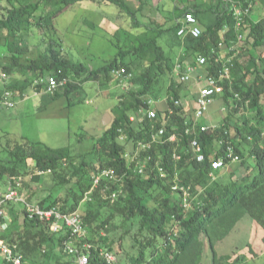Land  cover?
Returning a JSON list of instances; mask_svg holds the SVG:
<instances>
[{"label":"trees","instance_id":"trees-1","mask_svg":"<svg viewBox=\"0 0 264 264\" xmlns=\"http://www.w3.org/2000/svg\"><path fill=\"white\" fill-rule=\"evenodd\" d=\"M81 1L84 0H12L8 14L0 18V39L6 38L8 50V59L0 57V64L11 75L31 72L38 77L56 74L60 79H71L72 74L85 73L84 82L113 78V68L126 67L133 74L129 93L135 101L130 105L122 101L114 109L113 121L90 153H75L70 145L53 148L27 137L9 138L7 145L0 150V191L14 177L23 178L24 188L29 186V181L39 182L41 173H49L64 186L67 194L56 196L51 201L44 199L39 204L55 206L63 212L79 210L86 194L91 193L99 207L82 214L91 234L76 242H80L78 246L86 242L93 244L89 264H106L101 251H112V245L105 244L100 233L107 229L116 214L132 221L126 235L132 233L137 253L131 256L130 264H201L205 240L209 243L213 264H236L243 257L220 255L218 243L229 236L245 216L264 228V53L258 58L252 54V48L264 46V18L256 20L245 16L238 31L230 0H217L216 4L196 2L190 7H179L175 11L177 21L165 29L161 24L156 27L142 25L137 16L142 5L136 6L132 0H98L118 6L121 14L131 18L134 28H143L138 34L124 28L116 30L111 40L118 46V52L112 60L90 69L86 64L64 56L51 45L37 58L24 62L21 57L28 48L20 45V39L30 35L34 27L41 30L54 27L60 14ZM186 12H193L199 18L204 27L202 36L182 39L177 35L179 19ZM168 34L170 44L184 47L182 61L190 60L196 64L198 56H206L207 70L212 76H218L224 66V62L219 60L220 44L230 47V41H237L239 34H243V40L231 64V79L222 82L224 92L220 98L227 110L223 125L217 124L215 129L198 135L206 160L198 162L190 150L189 141L193 135L184 136L182 142L158 144L151 150L154 160L149 165L157 160L163 162L169 177H161L151 166L144 173L135 171L124 153L131 143L146 135L152 123L158 127L165 126L169 134L173 127L182 129L186 119L184 105L178 107L171 99V96L183 98L184 93L183 84L174 76L177 59L160 43V39ZM116 40L121 44L118 42V45ZM233 53L235 51L230 52ZM166 77L169 80L167 87L164 84ZM78 88L70 80L52 97L55 100L69 97ZM167 97L168 104L157 111L158 117L154 120L144 113L139 114L149 99ZM243 110L246 113H242ZM132 115L137 117L135 122L130 120ZM121 136L125 137L124 142ZM228 145L235 148L241 160L230 163L233 167L226 180L218 174L219 171L214 176L210 173L211 162L223 156ZM175 154L181 157L178 159ZM110 166L125 174L124 192L115 202L104 198L112 194V190H103L104 183L92 189L98 171ZM66 169H70V173L64 171ZM177 175L182 183L191 186L189 207L184 206L182 193L173 190ZM28 176H31L30 180ZM107 205L110 211L103 214L102 210ZM6 206L10 227L17 219L22 220L19 229L14 234L11 232L9 239L6 234L3 237L11 243H18L25 256L45 251L49 242H57V247L64 249L70 237L66 227L55 233L50 223L30 219L24 206L14 202ZM72 262L68 260L62 264Z\"/></svg>","mask_w":264,"mask_h":264},{"label":"rangeland","instance_id":"rangeland-1","mask_svg":"<svg viewBox=\"0 0 264 264\" xmlns=\"http://www.w3.org/2000/svg\"><path fill=\"white\" fill-rule=\"evenodd\" d=\"M132 1L136 6L142 5L141 10L137 14L142 25L156 27L161 24L166 29L177 21L176 8H182L188 1L190 3L195 0ZM201 1L207 4L217 3V0ZM12 5V0H0V18L8 14V9ZM251 16L256 20L264 18L263 0L254 3ZM54 25V27L51 26L47 30L34 27L30 35L20 39V45L28 48L21 57L24 62L37 58L39 54L41 55L44 51L49 50L50 46L53 45L55 50L61 51L64 56L70 57L75 62L84 63L90 69H96L112 60L117 54L118 46L111 39H114V34L118 28L127 29L134 34L140 33L143 29L134 28L131 18L126 14H121L118 6L105 4L98 0H84L74 4L70 9L55 19ZM169 38V34L164 36L160 39V43L166 48L167 52H173L175 59H181V56L185 54L184 47L173 46L169 43ZM230 42V47H226L223 43L221 46L222 49L219 52V60L224 63L231 57L230 48L232 46L240 47L242 44V41L238 40H232ZM119 44L121 43L119 42ZM7 51L6 38L1 37L0 57L2 59H8ZM263 53L264 46L252 48V54L256 58ZM85 75V73L79 75L72 74L71 81L78 85L79 88L73 91L71 96H62L61 99H57L51 105L42 108L28 106L25 110H20V106H17L13 109L2 110L0 112V150L7 145L9 138L27 137L34 142L41 141L53 148L70 145L75 150V153L92 152L97 140L113 121L114 115L116 114L114 109L120 106L122 101L125 105H130L135 100L131 93H129L131 86L125 87L114 77L110 79L102 77L99 80H87L84 82ZM165 79L164 84L167 87L169 80L168 77ZM198 81L195 79L183 85V99L190 103L191 107L189 106V109H192V97L198 92L200 85ZM29 104L31 103L29 102ZM242 113H246V111L243 110ZM106 114H110V117L108 122L104 123ZM139 114L141 115L143 112ZM226 115L227 110L224 106V101L219 97L211 106L206 119L213 124L223 125ZM76 162L78 163L79 161ZM232 167V164H228L218 174L223 175L222 177L228 180V174L231 172ZM64 171L70 173V169ZM41 175L39 182L34 180L29 181L31 176H28L30 184L24 187L33 189L36 196L35 199L38 203L44 199L51 201L56 196H65L67 194L64 186L58 184L52 174L41 173ZM22 189L23 186L21 187ZM91 195V193H87L80 203L79 210L82 214H85L89 210H96L99 207L98 202L95 199L93 200ZM119 195L111 194L104 198L115 202ZM109 211L110 208L107 205L102 210V213H109ZM21 220L17 219V221L13 222L11 228L13 229L12 234H14L16 229H19ZM131 223V220H125L122 216L116 214L107 229L101 230L100 234L104 243L112 245V252L117 258L116 264H130L131 256L137 253V248L133 245L132 233L128 232L126 235V231H130L132 227ZM260 227L264 230L251 217L245 216L230 235L218 243V253L226 254L239 250L242 256L248 254L249 257L251 255L252 258L249 259V257L246 260L247 264H264V239H262ZM87 232V234H91L90 231ZM10 236H7V238L9 239ZM249 242L250 245L247 246ZM86 243L92 244L91 242ZM77 244L80 245V242ZM83 245L84 243L81 246ZM204 250L203 264H209L210 261L208 259L210 260L211 258V250L206 240ZM57 252L59 254V264L67 262L68 260H74L65 251V247L64 249L58 248ZM50 253L51 248L47 246L45 251L29 257L30 259L28 258L25 264L45 263L44 259ZM149 254L148 257L150 258L151 256Z\"/></svg>","mask_w":264,"mask_h":264},{"label":"built area","instance_id":"built-area-1","mask_svg":"<svg viewBox=\"0 0 264 264\" xmlns=\"http://www.w3.org/2000/svg\"><path fill=\"white\" fill-rule=\"evenodd\" d=\"M262 0H230L231 10L234 17L237 20V27L240 30V26L244 22L245 16H251L254 8V3ZM264 1V0H263ZM179 28L177 35L182 39L189 36L198 38L203 35L204 28L199 18L193 12H186L179 19ZM243 40V34L238 35V41ZM223 44H220V47ZM238 48L232 46L230 51L235 53L230 54V58L224 63L223 69L218 76H212L207 70L208 58L204 55L198 56L196 64L190 61H182L177 59L174 74L177 80L181 84L185 85L199 80V88L197 94L192 98V109L189 102H186L183 98L171 99L176 106L184 105L186 119L183 121L182 129L178 126L173 127V130L168 133V129L165 126L158 127L155 123L151 124V127L146 131V135L138 139L135 143H131L124 153V156L129 160L130 165H134V170L139 173H144L150 168L152 170H158L161 177H169V173L160 160H157L153 165H149L153 162L154 156L151 154V150L158 144L166 143L167 141L182 142L184 136H192L189 141V148L192 151L194 157L198 162H204L206 155L203 150V145L198 137L199 133L207 132L216 128V124L209 123L206 118L209 114L211 106L215 103L217 98L224 92L223 81L231 79L232 62L235 56L238 54ZM185 55V54H184ZM112 75L117 81L125 87L131 86L130 81L133 76L126 67H115L112 69ZM71 79H60L56 74H49L46 78L38 81L36 84H43L44 90L48 94L56 93L60 88L64 87ZM10 74L0 64V112L4 109H12L16 106V93L10 87ZM168 104V97L160 100L149 99L148 105L143 107V112L150 120H154L158 117L157 111ZM171 109V108H170ZM191 110V111H190ZM173 111V110H171ZM132 122L137 120L135 115L130 117ZM180 129V130H179ZM122 131V130H121ZM168 135V136H167ZM121 140L124 142L126 139L121 136ZM174 157L180 158L179 154H175ZM241 160L240 154H238L232 145H228L225 154L221 157L214 159L211 162L212 172L210 175L214 176L216 171H220L227 167L230 163H235ZM125 174L118 171L114 166L105 167L98 171V174L94 177L93 187L95 189L104 183V191H111L112 195L122 194L124 192ZM23 183L22 177H14L9 180L5 191H0V256H4L9 264H25V254L21 250L18 243H11L3 238L4 231L8 228L7 220L9 219V213L7 204L14 202L24 206L27 216L30 219H36L45 221L51 224V230L55 233L66 227L70 231V237L65 242V251L74 257L72 264H89V252L92 248V244L84 243L83 246H78L77 241L86 239L87 226L84 217L80 210L72 212H63L59 208L43 207L39 203L31 202L21 191ZM173 190L179 191L183 195V204L185 207L191 205L190 198L192 197L191 186L181 182V179L175 178L173 184ZM102 256L104 257L106 264H116L117 258L109 249H103Z\"/></svg>","mask_w":264,"mask_h":264},{"label":"crops","instance_id":"crops-1","mask_svg":"<svg viewBox=\"0 0 264 264\" xmlns=\"http://www.w3.org/2000/svg\"><path fill=\"white\" fill-rule=\"evenodd\" d=\"M196 2H202L201 0H195L193 2L188 1L187 4L183 5L182 8L185 7H190L192 6L194 3ZM203 3V2H202ZM178 9V7L175 9V11ZM253 13V12H252ZM255 13V11H254ZM253 17V16H252ZM177 20V19H176ZM185 52V51H184ZM74 61V60H73ZM190 61V60H188ZM75 62V61H74ZM80 63V62H78ZM95 69V68H94ZM74 75V74H73ZM78 75V74H76ZM47 76L44 77H38L35 76L33 73L31 72H25V73H17V74H10V87L15 91L16 93V106H20V110L21 109H27L28 106H33V107H38V108H42L44 106L47 105H51L52 103H55L57 101V99H53L52 95L53 94H48L45 92L44 90V85L43 84H36L38 81L46 78ZM62 98V97H61ZM59 98V99H61ZM29 102L32 104H29ZM14 107V108H15ZM13 109V108H12ZM41 142V141H40ZM7 188V186L4 187V189H2V191H5ZM33 188V187H32ZM22 193L33 203H38L35 199V192L33 191V189H28V188H23ZM19 207V206H18ZM17 207V208H18ZM9 213V212H8ZM256 222V221H255ZM10 223H11V219L9 216V219L7 220V225L8 228L4 231V234H6L7 236L10 235V233L12 232V226L10 227ZM237 227V226H236ZM261 228V227H260ZM9 229V230H8ZM11 230V231H10ZM260 230V229H259ZM8 231V232H7ZM262 232V239H264V230L261 228ZM259 232V233H260ZM3 234V235H4ZM4 238V237H3ZM6 241H9L7 238H4ZM57 241V240H56ZM57 243V242H56ZM54 242H49L47 243V246H49L51 248V253L49 255H47V257H45L44 261L45 263L42 264H57L59 261V254H58V247L57 244ZM250 245V242L247 244V246ZM218 246V245H217ZM263 248V247H262ZM258 252V251H257ZM36 253L39 252H35L33 254H31V256H25V262L28 261L29 257L35 256L37 255ZM247 253V252H246ZM205 254V253H204ZM253 254V253H252ZM259 254V252H258ZM222 256L225 255H232L234 258L236 257H241V252L238 251H232L230 253H226V254H220ZM239 257V258H240ZM243 258H240L242 260H239L236 264H247L246 260L249 258L251 259V255L248 257V254H246L245 256H242ZM30 259V258H29ZM70 259V258H69ZM204 259V257H203ZM209 264H213L212 262V256L210 258V260L208 259ZM244 261V262H243ZM0 264H9L7 262V260L5 259L4 256H0ZM27 264V263H26ZM59 264V263H58ZM203 264V260L202 263Z\"/></svg>","mask_w":264,"mask_h":264},{"label":"water","instance_id":"water-1","mask_svg":"<svg viewBox=\"0 0 264 264\" xmlns=\"http://www.w3.org/2000/svg\"><path fill=\"white\" fill-rule=\"evenodd\" d=\"M110 114H106L104 118V123H107L109 120Z\"/></svg>","mask_w":264,"mask_h":264}]
</instances>
